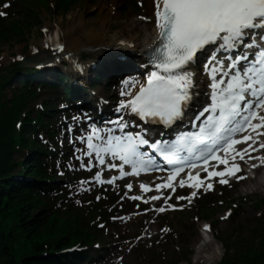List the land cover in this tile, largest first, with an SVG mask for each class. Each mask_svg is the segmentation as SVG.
<instances>
[{
	"label": "snow or ice",
	"instance_id": "obj_1",
	"mask_svg": "<svg viewBox=\"0 0 264 264\" xmlns=\"http://www.w3.org/2000/svg\"><path fill=\"white\" fill-rule=\"evenodd\" d=\"M154 2L159 38L152 49V62L158 71L150 74L146 84L140 86L131 99L122 100L120 109H130L131 113L144 120L161 121L169 126L182 120L184 110L192 99V73L186 69L198 66L201 58H208L209 63L205 64L204 70L212 80L209 85L211 103L197 117L204 118V122L198 125L199 131L180 137V142L187 146L189 152L199 153L198 159H202L204 164H208L211 158L217 165L224 166L223 171L208 172L209 177H219L221 184L229 183L228 177L244 179L240 175L243 169L236 163V157L243 160L247 155L251 158L250 149H258L248 143L253 140L251 133L240 139L235 136L248 129L256 132L257 136L264 135L261 131L264 129V115L258 114V110L264 108V0ZM0 15L5 13L0 12ZM59 50L66 49L61 46ZM220 53L229 54L226 65L223 59H217ZM253 119H258L259 123H253ZM116 123L121 130L126 127L122 118ZM94 138L101 143H93ZM87 140L88 148L95 152L100 163H104L101 153H108L131 165L133 173H137L143 165L139 147L149 144V140L140 134L109 135L105 142L95 127ZM242 143L247 146L238 150L235 145ZM152 147L161 156L171 158L167 145L153 144ZM260 148L264 149V143L260 144ZM221 151L224 155L216 154ZM261 159L264 161V157ZM109 167L118 166L110 164ZM182 171V167H174L168 182L156 185L157 189L171 187L172 180ZM95 179L100 182L99 172ZM188 179L195 181L192 187L198 188L203 184L198 175L189 174ZM184 183V180L180 181L181 186ZM211 187L208 184V188ZM141 188L148 190L147 185L142 184Z\"/></svg>",
	"mask_w": 264,
	"mask_h": 264
},
{
	"label": "rangeland",
	"instance_id": "obj_2",
	"mask_svg": "<svg viewBox=\"0 0 264 264\" xmlns=\"http://www.w3.org/2000/svg\"><path fill=\"white\" fill-rule=\"evenodd\" d=\"M47 1H49L48 5H42L39 8H34V10L35 12L37 11V14L39 16L37 21H42V25L48 26L49 29L53 27V25L52 26L50 25L54 24L53 22H56V25H58L59 27L57 28V30L66 32L67 18L69 16V13L73 11L75 12L86 11L87 15L92 18H98V20L103 19L105 16H107L106 14H108L107 13L109 10L108 7L112 6L113 12L115 11V14L112 13V15L117 16V18L113 17L112 19H110L109 21L110 24L107 33L105 34L106 36H108L111 35L115 29L120 28L118 26L122 24L121 23L122 19L126 18L125 17L126 14L128 15L127 16L128 18H131L130 12H127L124 9L120 10V7L118 6L119 4L118 0H80L78 3H76V5L71 6L70 9L61 10V11L59 10V12L58 10H56L57 6L55 7L56 0H47ZM98 4L104 5V8L105 6L107 7V9H104V11L102 12V16H99L100 12L98 8ZM37 23L38 22L35 23V21H32V23H30V26L27 29L25 28L26 30L23 31V35L21 36L12 37L10 41H4V40L0 41V60L2 63H7L10 61L9 54L15 56L16 54L22 52V50L26 46V42H25L26 38L23 37L28 36V38L30 37L33 38L32 41L35 44V46H38L43 41V38L39 36V32H38L39 29L36 27ZM250 192L252 193L251 195H253V198H256L258 196V194H256L255 191H253L252 189L250 190ZM217 205L220 207L217 208V212L215 213L214 218H218L219 216H221L223 214V210L225 209L224 205H220L219 203ZM200 207H201L200 205H195L191 210L187 212L186 214L187 217L192 220L189 226H185L183 223H180L181 230L184 232V237H185V239H180L181 241H183V244L180 245V247L182 248V252H185L184 250H186L187 248L188 241L194 238L195 230L197 234V229H196L197 222L195 218L196 215L200 214L199 211ZM214 207L216 208V206ZM258 214L259 211L255 212L253 209L247 208L243 213L240 212V214L236 217V219H234V221L227 220L225 222H220L218 226L215 228V231L220 233L224 230H227L229 232L230 230H233L235 228V224H238L239 227L241 225L242 230H246L247 225L250 223L251 219L254 218L255 216H258ZM132 226L133 224H130L126 228L124 227L119 228V226L117 225L115 230H113L114 226L113 229L111 228V226L109 227V229L112 230V237L116 240L120 236L121 237L130 236V235L133 236L138 234L135 230H131ZM177 231L178 230L176 229L174 230V232ZM162 241L164 243L167 242L166 238H163ZM195 241L198 243V237L195 239ZM121 244L124 246L126 242H122ZM217 246H218V250L222 252L223 246H221V244L220 245L217 244ZM165 248L168 249L169 247L165 246ZM129 260H134L136 264H158V262H161L164 259H163V253L158 248L157 249L154 248L153 245L148 243L146 240L145 242L139 241L136 245L131 247L130 251H126L124 264L126 263L128 264ZM193 260L196 261L193 262L194 264H197L199 262L195 257ZM214 262H216V259L207 261L205 262V264H212Z\"/></svg>",
	"mask_w": 264,
	"mask_h": 264
},
{
	"label": "trees",
	"instance_id": "obj_3",
	"mask_svg": "<svg viewBox=\"0 0 264 264\" xmlns=\"http://www.w3.org/2000/svg\"><path fill=\"white\" fill-rule=\"evenodd\" d=\"M3 120H0V149L4 146L5 135L2 136ZM1 165V162H0ZM4 176V174H3ZM19 184V182H15ZM10 189L9 184L1 185L0 191V261L1 264H7L8 251L15 243H20L29 237L36 238L40 236L39 232L44 222L31 217L27 209L31 202L29 191L22 188L18 191ZM41 235H45L41 233ZM54 241L53 243H55ZM22 264H41L36 253L22 257Z\"/></svg>",
	"mask_w": 264,
	"mask_h": 264
},
{
	"label": "bare ground",
	"instance_id": "obj_4",
	"mask_svg": "<svg viewBox=\"0 0 264 264\" xmlns=\"http://www.w3.org/2000/svg\"><path fill=\"white\" fill-rule=\"evenodd\" d=\"M99 8V16H102V9L100 10ZM108 14H106L107 16H105L103 19H99L98 18H92L90 16L87 15L86 11H73L69 13V16L67 18V31L64 33L63 35V40L66 43H70V44H74V45H78V46H93L95 45L97 42L101 41V39L103 38V36L106 33V29L109 27V21L111 19L109 12H107ZM129 33H133V38L137 39L139 36V33H143L141 34V38L136 40L137 46H139L140 51H142L143 47L145 45H147L150 41H151V37L150 35L152 34V29L148 28L147 30L141 31V29H133V30H128ZM87 40V41H86ZM129 57V58H128ZM134 56L127 54L126 58L130 59ZM125 58V57H124ZM134 59V58H133ZM141 62H144V60L142 59V57H140ZM109 61L104 63L105 65L111 64L113 67L115 66V68L117 69V67L119 65H122L123 67L120 68L123 69L124 68V62H120L117 61L116 59H114L113 57H110L108 59ZM134 60L131 61V63L133 64V66H135V62H133ZM136 62H138L139 64V60H136ZM98 65H101L99 63H97ZM137 64V63H136ZM110 65V66H111ZM86 67V65H85ZM103 68V66H102ZM141 68H138V71H140ZM87 70L83 73V75H85L87 78L88 76L91 74L90 72L86 73ZM118 77V76H117ZM105 77H103L104 79ZM116 78V77H115ZM101 80H97V82H99ZM79 81H77V83H79ZM75 106V105H74ZM256 183V189L258 190L261 185H262V181H255ZM203 247L207 248L209 250V253L212 257L215 256V251L213 249V247H210V241L208 242H204V245H202ZM210 258V257H208Z\"/></svg>",
	"mask_w": 264,
	"mask_h": 264
}]
</instances>
